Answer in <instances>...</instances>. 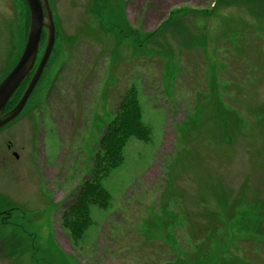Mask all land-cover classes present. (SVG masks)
I'll return each instance as SVG.
<instances>
[{
    "label": "rangeland",
    "instance_id": "obj_1",
    "mask_svg": "<svg viewBox=\"0 0 264 264\" xmlns=\"http://www.w3.org/2000/svg\"><path fill=\"white\" fill-rule=\"evenodd\" d=\"M47 1L52 52L0 130L33 156L0 158V264H264V0ZM28 27L0 0V82ZM133 95L148 138L127 139L72 243L63 212Z\"/></svg>",
    "mask_w": 264,
    "mask_h": 264
},
{
    "label": "trees",
    "instance_id": "obj_2",
    "mask_svg": "<svg viewBox=\"0 0 264 264\" xmlns=\"http://www.w3.org/2000/svg\"><path fill=\"white\" fill-rule=\"evenodd\" d=\"M138 105L135 95L128 103L121 105L120 113L109 123L100 139L90 179L84 182L72 204L63 212L62 229L69 235L72 243L78 242L91 225L90 207L106 209L109 206L110 195L101 181L122 163V150L127 139L134 137L139 141H146L148 138V128L142 122Z\"/></svg>",
    "mask_w": 264,
    "mask_h": 264
},
{
    "label": "water",
    "instance_id": "obj_3",
    "mask_svg": "<svg viewBox=\"0 0 264 264\" xmlns=\"http://www.w3.org/2000/svg\"><path fill=\"white\" fill-rule=\"evenodd\" d=\"M29 12V27L21 57L12 71L0 82V129L16 118L41 77L43 68L55 42V28L47 0H24ZM42 29L46 30V41L38 67L16 106L3 114L4 108L34 66L40 46Z\"/></svg>",
    "mask_w": 264,
    "mask_h": 264
},
{
    "label": "flooded vegetation",
    "instance_id": "obj_4",
    "mask_svg": "<svg viewBox=\"0 0 264 264\" xmlns=\"http://www.w3.org/2000/svg\"><path fill=\"white\" fill-rule=\"evenodd\" d=\"M45 39H46V30L45 29H42V32H41V40H40V46H42V48L44 47ZM42 48L41 49L39 48L38 53H37V56H36V60H35V63H34V66L32 67L29 75L24 79V81L21 83V85L18 87V89L14 93V95L11 97V99L8 102L6 108L4 109L3 114H6V113L10 112L15 107V105L18 103V101H19L20 97L22 96L24 90L26 89L27 85L29 84L31 77L33 76V74L35 73V71H36V69L38 67V64H39V62L41 60V57L39 56V54L41 53V56H42V53H43ZM48 60H49V58H48ZM48 60H47V62H48ZM46 65H47V63H46ZM46 65H45V67H46ZM45 67L43 68V71L41 73V77L43 75V72H44ZM36 86H37V84H36ZM34 89H33V91H34ZM31 131H32V129H29L30 135L27 136V138L29 140H31V138L33 137V133H31ZM16 138H18V135L13 134V136H12L11 139L10 138L9 139H6L4 141V143L2 145H0V158H9V156L10 157H13V158H20L16 154L17 151L20 152V153L22 151V153L24 155L23 158H31V157H33L32 156V149L26 147V145L24 143H19L20 144V148H18L16 145H14V142H15V139ZM15 146H16V149H15ZM0 216L2 218H4V219H7V218H9L10 215H9V213L8 214L7 213H2V214L0 213Z\"/></svg>",
    "mask_w": 264,
    "mask_h": 264
}]
</instances>
